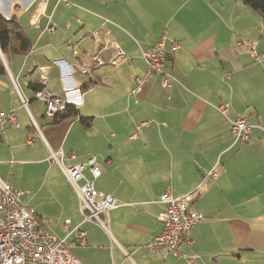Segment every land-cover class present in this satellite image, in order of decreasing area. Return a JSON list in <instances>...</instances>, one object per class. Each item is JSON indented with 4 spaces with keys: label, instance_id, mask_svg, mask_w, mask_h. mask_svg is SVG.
Returning <instances> with one entry per match:
<instances>
[{
    "label": "crops",
    "instance_id": "crops-1",
    "mask_svg": "<svg viewBox=\"0 0 264 264\" xmlns=\"http://www.w3.org/2000/svg\"><path fill=\"white\" fill-rule=\"evenodd\" d=\"M0 15L15 18L32 42L27 54L0 48V112L17 122L0 133V177L51 233L73 243L82 264H189L147 246L162 231L161 196L198 188L189 209L205 219L180 251L197 264H264V132L236 142L231 130L239 118L264 127L259 13L240 0H0ZM162 40L173 86L163 89L156 74L136 93L147 70L143 53ZM245 40L256 43L258 61ZM41 68L52 94L81 95L75 113L45 116L46 102L35 97ZM225 105L226 114L218 109ZM90 159L101 170L96 189L118 202L103 216L109 232L83 221L61 168L86 164L92 179ZM214 168L218 177H207Z\"/></svg>",
    "mask_w": 264,
    "mask_h": 264
},
{
    "label": "built area",
    "instance_id": "built-area-1",
    "mask_svg": "<svg viewBox=\"0 0 264 264\" xmlns=\"http://www.w3.org/2000/svg\"><path fill=\"white\" fill-rule=\"evenodd\" d=\"M68 4V3H67ZM44 13V11L42 10ZM51 20V15H46ZM55 26L50 24L46 32L54 33ZM250 52V55L259 60L256 51V43L253 41H243ZM173 53L181 50L180 43L171 46ZM123 56H125L122 53ZM143 56L146 61L147 70L144 79L136 78L135 92L140 93L142 84L152 75H161V87L169 89L173 86L174 78L164 71V62L167 53L164 40L158 42L150 50L145 51ZM61 69H66L61 61H56ZM67 70V69H66ZM83 72H89L86 67L80 68ZM42 88L36 92V97L46 102L45 116L50 119H57L67 112L69 107L81 102L82 97L76 90L68 91L66 98L52 94L47 88V68H41ZM63 73V72H62ZM64 74V73H63ZM19 94H21L18 91ZM21 104L27 107L29 100L20 95ZM218 109L226 114L228 105L219 106ZM147 124L143 122L137 125L130 136L136 139L140 128ZM8 125H17L13 113L8 115L0 112V133L4 132ZM264 132V127L251 125L247 118H239L232 122L231 130L236 142L247 141L254 129ZM86 164H77L71 167L61 165V168L76 191L80 199V212L84 222H88L109 232L108 220L103 218L109 211L118 206L117 200L111 196L99 192L94 181L101 176V170L95 164V159H90L87 163L93 176L87 179L84 174ZM219 175L217 168L207 173V177L217 178ZM83 180V184L79 181ZM22 192L14 189L11 183L0 177V264H82L71 252L70 245L64 240L58 239L51 233L21 200ZM200 188L194 192L176 197L166 191L160 199L163 205L159 212L158 220L162 225V231L157 235L147 248L152 252H171L177 257L187 259L189 264H197L196 255L188 257L180 251L183 243L191 244L189 232L195 225L204 221L202 213L191 211L189 206L199 197ZM70 221H66L67 226ZM85 232L79 231V237H84ZM84 244V241H81Z\"/></svg>",
    "mask_w": 264,
    "mask_h": 264
},
{
    "label": "trees",
    "instance_id": "trees-1",
    "mask_svg": "<svg viewBox=\"0 0 264 264\" xmlns=\"http://www.w3.org/2000/svg\"><path fill=\"white\" fill-rule=\"evenodd\" d=\"M240 1L259 13L264 27V0ZM0 48L4 52L11 51L18 54H27L31 50L32 42L15 18H5L0 15ZM1 72H4L2 66H0ZM75 111L73 107H69L64 116L72 115Z\"/></svg>",
    "mask_w": 264,
    "mask_h": 264
},
{
    "label": "rangeland",
    "instance_id": "rangeland-1",
    "mask_svg": "<svg viewBox=\"0 0 264 264\" xmlns=\"http://www.w3.org/2000/svg\"><path fill=\"white\" fill-rule=\"evenodd\" d=\"M22 202H24L25 204L27 203L24 199H22Z\"/></svg>",
    "mask_w": 264,
    "mask_h": 264
},
{
    "label": "bare ground",
    "instance_id": "bare-ground-1",
    "mask_svg": "<svg viewBox=\"0 0 264 264\" xmlns=\"http://www.w3.org/2000/svg\"><path fill=\"white\" fill-rule=\"evenodd\" d=\"M89 69V68H88ZM89 72H90V69H89ZM36 95V94H35ZM36 97V96H35ZM95 186V185H94ZM96 188V187H95ZM100 192V191H99ZM105 194V193H104Z\"/></svg>",
    "mask_w": 264,
    "mask_h": 264
}]
</instances>
